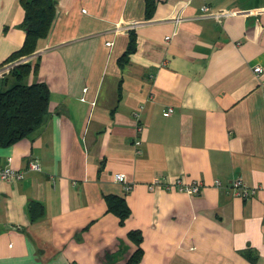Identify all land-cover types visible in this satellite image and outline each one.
I'll list each match as a JSON object with an SVG mask.
<instances>
[{
    "label": "crops",
    "instance_id": "crops-1",
    "mask_svg": "<svg viewBox=\"0 0 264 264\" xmlns=\"http://www.w3.org/2000/svg\"><path fill=\"white\" fill-rule=\"evenodd\" d=\"M50 1L22 56L36 55L23 81L48 86V113L0 147V168L42 169L0 182V264H125L131 233L137 264H264V0ZM205 5L232 14L201 18ZM132 21L150 23L116 31ZM28 40L23 0H0V66ZM177 177L205 187L167 190Z\"/></svg>",
    "mask_w": 264,
    "mask_h": 264
},
{
    "label": "trees",
    "instance_id": "trees-1",
    "mask_svg": "<svg viewBox=\"0 0 264 264\" xmlns=\"http://www.w3.org/2000/svg\"><path fill=\"white\" fill-rule=\"evenodd\" d=\"M23 5L27 10L29 40L25 48L9 61L26 55L24 51L31 50V43L38 35H42L53 19L54 9L50 0H23ZM30 65L26 63L15 68L11 74L18 82L7 89H0V147L10 146L33 134L43 124L48 113L50 104L48 86L45 83L27 85L23 81ZM110 207L124 223L129 214L124 202L117 201ZM130 237L135 242L136 249L129 255L125 264H137L143 256L139 245L141 239L135 233H131Z\"/></svg>",
    "mask_w": 264,
    "mask_h": 264
},
{
    "label": "built area",
    "instance_id": "built-area-1",
    "mask_svg": "<svg viewBox=\"0 0 264 264\" xmlns=\"http://www.w3.org/2000/svg\"><path fill=\"white\" fill-rule=\"evenodd\" d=\"M181 11H177L174 16L171 18V21L175 25H179L185 18L180 13ZM232 14L230 11H212L208 6L202 7V14L200 15L201 18H212L215 20H221L225 16ZM150 21H132L129 23L124 24L116 28V31H123V32H131L136 30L142 25L148 24ZM36 55H31L30 57H21L16 60L9 61L0 66V81L5 79L11 72L20 65L30 63ZM256 74L263 73V69L260 66L254 68ZM173 112L172 109H169L167 114H171ZM138 115V114H137ZM137 144H141V142H137ZM11 161V159H9ZM42 166L39 161L32 160L28 164L27 170H16L9 165L0 168V182H8V183H15L20 182L25 179L26 174L32 171H41ZM114 178L117 182L123 184L124 189L126 192H129L132 189L131 183L128 181L127 176L122 173H117L114 175ZM160 184V180L156 179L153 184H151V188ZM214 185L216 187H222V183L219 180L214 181ZM205 187L203 182L193 181V182H186L185 178L177 177L171 180L166 185V189L169 191H178L182 193H186L190 196H198L202 192L203 188ZM230 188L233 190L234 194L243 198V199H250L255 193L256 190L250 187L242 177L236 178L230 185Z\"/></svg>",
    "mask_w": 264,
    "mask_h": 264
},
{
    "label": "rangeland",
    "instance_id": "rangeland-1",
    "mask_svg": "<svg viewBox=\"0 0 264 264\" xmlns=\"http://www.w3.org/2000/svg\"><path fill=\"white\" fill-rule=\"evenodd\" d=\"M0 89H3V88L0 87Z\"/></svg>",
    "mask_w": 264,
    "mask_h": 264
}]
</instances>
